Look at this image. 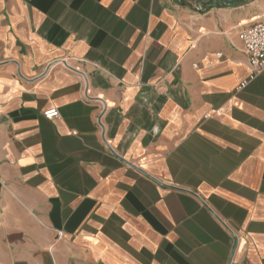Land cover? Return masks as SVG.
I'll return each mask as SVG.
<instances>
[{
	"label": "crops",
	"instance_id": "0c3cea01",
	"mask_svg": "<svg viewBox=\"0 0 264 264\" xmlns=\"http://www.w3.org/2000/svg\"><path fill=\"white\" fill-rule=\"evenodd\" d=\"M257 21L264 0H0V264H264Z\"/></svg>",
	"mask_w": 264,
	"mask_h": 264
},
{
	"label": "built area",
	"instance_id": "2783aa9c",
	"mask_svg": "<svg viewBox=\"0 0 264 264\" xmlns=\"http://www.w3.org/2000/svg\"><path fill=\"white\" fill-rule=\"evenodd\" d=\"M242 51L250 68L249 78L244 80L240 87L248 84L249 81L264 70V21L251 23L241 33ZM46 118H57L60 112L52 108L44 112ZM73 134H77L75 131Z\"/></svg>",
	"mask_w": 264,
	"mask_h": 264
},
{
	"label": "water",
	"instance_id": "95a60500",
	"mask_svg": "<svg viewBox=\"0 0 264 264\" xmlns=\"http://www.w3.org/2000/svg\"><path fill=\"white\" fill-rule=\"evenodd\" d=\"M178 4L189 7L198 13H206L210 8H233L250 4L254 0H175Z\"/></svg>",
	"mask_w": 264,
	"mask_h": 264
}]
</instances>
